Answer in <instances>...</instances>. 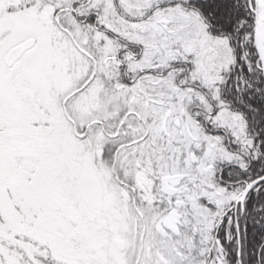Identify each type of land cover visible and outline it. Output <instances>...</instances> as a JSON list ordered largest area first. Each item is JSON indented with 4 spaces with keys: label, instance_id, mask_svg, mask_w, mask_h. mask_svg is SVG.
I'll list each match as a JSON object with an SVG mask.
<instances>
[{
    "label": "snow or ice",
    "instance_id": "1",
    "mask_svg": "<svg viewBox=\"0 0 264 264\" xmlns=\"http://www.w3.org/2000/svg\"><path fill=\"white\" fill-rule=\"evenodd\" d=\"M0 264H264V0H0Z\"/></svg>",
    "mask_w": 264,
    "mask_h": 264
}]
</instances>
